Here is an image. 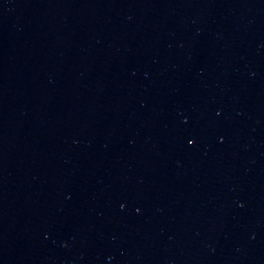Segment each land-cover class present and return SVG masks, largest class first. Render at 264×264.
<instances>
[{"label": "water", "instance_id": "obj_1", "mask_svg": "<svg viewBox=\"0 0 264 264\" xmlns=\"http://www.w3.org/2000/svg\"><path fill=\"white\" fill-rule=\"evenodd\" d=\"M0 264H264V0H0Z\"/></svg>", "mask_w": 264, "mask_h": 264}]
</instances>
